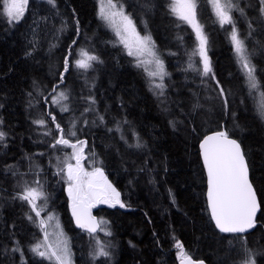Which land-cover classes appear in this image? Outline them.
<instances>
[{"label": "trees", "instance_id": "1", "mask_svg": "<svg viewBox=\"0 0 264 264\" xmlns=\"http://www.w3.org/2000/svg\"><path fill=\"white\" fill-rule=\"evenodd\" d=\"M114 1L142 34L151 36L167 73L162 89L153 87L161 83L159 77L155 80L147 66L128 54L101 18L99 0H55L48 11L54 24L42 23L34 32L29 16L9 22L0 0V131L6 134L0 142V264H51L32 251L39 222L31 205L18 196L26 185L37 187L36 181L46 196L36 203L61 220L75 264H179L177 242L187 256L206 264H241L245 247L256 264H264L260 0H233L231 12L256 66L258 89L249 87L241 69L230 38L232 26L220 25L209 0H195L208 40V75L203 74L195 32L171 11L172 0ZM81 51L98 57L87 69L76 67ZM60 92L68 98L53 103ZM56 123L71 143L86 142L83 167L102 168L125 205L94 209L108 232L95 233L108 256L94 258V234L74 224L64 173L58 174L55 165L67 148L52 147L60 133ZM216 131H227L241 143L259 198L254 230L244 236L220 232L208 209L200 143ZM138 141L141 147H136Z\"/></svg>", "mask_w": 264, "mask_h": 264}, {"label": "snow or ice", "instance_id": "2", "mask_svg": "<svg viewBox=\"0 0 264 264\" xmlns=\"http://www.w3.org/2000/svg\"><path fill=\"white\" fill-rule=\"evenodd\" d=\"M28 0H3L4 12L9 18V22H18L25 11ZM213 7V11L221 26L230 24L232 31L230 34L231 42L237 53L240 61L241 69L244 71L247 82L251 89L259 88V81L256 77V66L252 64L251 59L247 53L244 40L236 29L233 17L231 15L232 9L235 5L232 0H209ZM49 4L55 5V0H48ZM260 11L264 14V0H260ZM171 11L178 16L179 19L188 23L196 33L198 41V53L203 62V74L208 75L212 69L210 61L207 56V36L203 32V28L196 18V4L195 0H172L170 5ZM243 12V9H240ZM101 18L109 23L115 30L116 36L120 42L128 48L129 55H142L147 53L153 57L152 63L155 64V70L150 73L152 77H159L161 83H153V87L162 89L164 87L162 81L167 73L164 69V64L156 53L154 52V43L150 36L141 37L136 32L135 25L131 18L124 13L123 7L118 6L113 0H107V5L101 6ZM251 27V25H249ZM132 37L130 42L129 37ZM135 45L136 52L132 51ZM81 59L77 60L76 67L87 69L91 67V61H95L98 57L90 55L87 52L81 51ZM69 62L65 59V72L68 71ZM63 81V75H61ZM55 91V89H53ZM220 94H224L223 88L220 89ZM264 96V93H262ZM68 97L65 93L60 92L57 97L53 98V103H60ZM227 103V101H225ZM62 111H68L67 105H62ZM261 114L264 115V101L260 105ZM103 121V117H100ZM55 123V117H52ZM39 125H44V120L35 121ZM75 125L73 124V127ZM56 128L60 132L59 138L56 139L53 148L58 145H65L73 148V154L70 159H75L76 163L65 161L64 166L59 169V173H64L66 169V177L69 182L68 194L71 200L72 214L76 219V223L81 228H86L89 232H95L97 225L90 223L94 218L91 217L90 208L96 203H108L110 206L120 204V207L125 205L119 200V193L107 181L103 169L95 167L91 172L85 171L81 165L84 141H77L76 144L64 136V129L56 123ZM46 135L48 133H45ZM5 133L0 131V142L5 138ZM70 136H74L75 132H69ZM77 145L81 147L77 150ZM136 147H141L139 141ZM202 150L203 163L207 169V198L211 210V218L215 222V226L222 233H244L248 229L255 226V217L258 210V202L256 193L253 189L252 183L249 180V167L245 158V154L241 149L240 143L237 140L229 137L227 131H218L211 136H206L200 143ZM37 187H24L22 193L18 194L19 199L26 201L31 205L32 210L35 211L36 216H40L38 210L37 200L44 199L46 196L42 190L39 181H36ZM42 207V206H41ZM32 219V217H29ZM49 220L53 217L49 216ZM41 226L45 222L40 221ZM62 234V233H61ZM47 238V232H45ZM181 249V264H195L190 256H187L183 251V245L177 242L176 245ZM41 244H37L32 248L38 256L51 260L53 257L57 264H71L70 251L67 248L66 241L61 248L57 245L53 248L52 245H47L44 251H41ZM19 251V249H13ZM245 257L241 264H256L251 250L244 248ZM109 253L100 246L98 251L93 253V257L108 256ZM203 264V262H199Z\"/></svg>", "mask_w": 264, "mask_h": 264}, {"label": "rangeland", "instance_id": "3", "mask_svg": "<svg viewBox=\"0 0 264 264\" xmlns=\"http://www.w3.org/2000/svg\"><path fill=\"white\" fill-rule=\"evenodd\" d=\"M43 1H45V4L43 3ZM113 2L116 3L118 6H121L119 3L115 2L114 0H113ZM102 4L106 6L107 5V0H99V11H101ZM195 4H196V2H195ZM51 6L52 5H50L48 3V0H28L27 5L25 7V11L23 13V16H22V18L19 21H21L26 16H29L31 18V21H30L31 24L30 25L32 26L31 28H32L33 32L34 31H37L38 26H40V24H42V23L43 24H45V23L54 24V20H55L54 17L51 16V18H50V15L48 14V11L51 8ZM124 10L125 9L123 8V11ZM125 14H127V13H125ZM196 18H197V5H196ZM131 20L133 21V19H131ZM105 22L115 32V30L113 29V27L110 26L107 21H105ZM12 23L15 24L17 22L13 21ZM133 24L135 25L134 21H133ZM135 29H136V32L139 33V35L141 37H143V36H149L148 34L147 35L146 34H142L138 30V28H137L136 25H135ZM54 31L55 30L52 28L51 33L54 32ZM36 37L37 38H35V40L37 41V43L40 42V40H41L40 39V36H36ZM195 37H196V33H195ZM132 39L133 38L130 36L129 37L130 42L132 41ZM196 40H197V38H196ZM34 43L37 44L36 42H34ZM153 50L155 52V46H154V49ZM132 51L134 53L136 52L135 45H133ZM133 56L135 58H137V60L141 64H144L145 66H147V68H148V70H149L150 73L155 70V64L151 62V61H153V57L151 55H148L147 53H144L142 55H133ZM156 56L159 57V55L157 53H156ZM207 56H208V53H207ZM159 59H161V58L159 57ZM153 78L156 80V77H153ZM59 136H60V133H59V135H56L53 144H55V141H56L57 138H59ZM58 146H62V145H58ZM80 147H81L80 145H77V150H79ZM82 147H83V150H84V145ZM65 150H66V154H65L64 158L57 160L56 163H55V165L58 168H62L64 166V162L65 161L71 162L72 164H75L76 163L75 159H70V157L72 156L73 151H74L73 148L67 146V148ZM82 157L83 158L81 159V165L83 166V161H84V154L83 153H82ZM84 170L85 171H88L85 168H84ZM88 172H91V171H88ZM65 173H66V169H65V172H64V179H65L66 185H67L66 186V194L69 197V194H68V184H69V182L67 180V177H66V174ZM21 178H22V180H25L26 179L25 176H21ZM107 181H108V179H107ZM108 182L110 183V181H108ZM40 201H41V199L40 200H37V203L40 202ZM37 205H38V210H40V216L37 217L35 215L36 216L35 218H37L38 219V222H39L38 223L39 238H38V243L37 244H41L42 245L41 251H44L45 250V247L47 245H52L53 248H55L57 245H59L62 248L64 246V242L66 241L67 248L69 249L70 254H71V256H70L71 264H75V260H74L75 256H74V249H73L72 241H71V238L69 237V235H67V233L65 232V229L63 228V225H62L61 220L59 219V217L56 214H54L53 212H50V210L47 209V207H46L45 204L44 205L37 204ZM101 206L113 207V206H110V204H108V203H96L93 209L98 208V207H101ZM115 206H119V204H115ZM70 212H71V203H70ZM34 214H36V213H33V215ZM49 216L53 217V219L49 220L48 219ZM41 220H43L45 222L44 226H41V224H40V221ZM99 222H100V225L103 226V222L101 220H99ZM101 226H100V229L98 230V232H100V234L102 236H108V232L105 231L103 228H101ZM83 231L88 233V231H86V230H83ZM45 232H47V238L45 237ZM91 234H93V233H91ZM91 237L95 241V248H96V251H98V248H99V243L98 242H100V238H97V236H96L95 233ZM42 258H44V257H42ZM44 259H46L51 264H57V261L55 260L54 257L51 260H49L47 258H44Z\"/></svg>", "mask_w": 264, "mask_h": 264}, {"label": "water", "instance_id": "4", "mask_svg": "<svg viewBox=\"0 0 264 264\" xmlns=\"http://www.w3.org/2000/svg\"><path fill=\"white\" fill-rule=\"evenodd\" d=\"M216 132H218V131H216ZM215 132H210V133H208V134H206L205 136H204V138L206 137V136H211V135H213ZM230 137V136H229ZM203 138V139H204ZM230 138H232V139H235V138H233V137H230ZM203 139H202V141H203ZM235 140H237V139H235ZM201 141V142H202ZM237 142L238 143H240L238 140H237ZM240 145H241V143H240ZM241 149L243 150V148H242V145H241ZM200 152H201V158H202V163H203V156H202V150H201V148H200ZM244 152V151H243ZM245 158H246V156H245ZM246 161H247V159H246ZM248 163V162H247ZM203 166H204V163H203ZM248 167H249V165H248ZM204 170H205V173H206V178H207V169L205 168V166H204ZM103 172H104V175L107 177V174H106V172L103 170ZM249 180H250V182L252 183V181H251V177H250V169H249ZM252 186H253V184H252ZM253 189H254V191H255V193H256V190H255V188H254V186H253ZM207 191H208V184H207ZM256 198H257V202H258V205H259V207H258V210H257V214H256V217H255V224H256V221H257V219H258V216H259V213H260V211H261V206H260V202H259V198H258V195H257V193H256ZM206 199H207V205H208V209H209V212H210V214H211V210H210V207H209V204H208V198H207V193H206ZM94 206L93 207H91L90 208V214H91V217L92 218H94V220H91L90 221V223H92V224H95V225H97V227H96V231L95 232H90V233H96V232H98V230L100 229V222H99V218L94 214ZM71 212H72V207H71ZM72 214V213H71ZM72 217H73V220H74V224H75V226H76V229L77 230H80V231H83V230H86V231H88L86 228H81V227H79L78 225H77V223H76V219H75V217L73 216V214H72ZM214 222V221H213ZM214 225H215V222H214ZM216 227V226H215ZM255 227V226H254ZM254 227L253 228H251V229H248L246 232H244V233H233V234H237V235H241V236H244V235H247V234H249V233H251L253 230H254ZM217 228V227H216ZM218 229V228H217ZM219 230V229H218ZM220 231V230H219ZM89 232V231H88ZM191 259L195 262V264H199V262H201L202 260H196V259H193L192 257H191ZM203 262V264H206L204 261H202ZM179 264H181V260H180V262H179Z\"/></svg>", "mask_w": 264, "mask_h": 264}]
</instances>
